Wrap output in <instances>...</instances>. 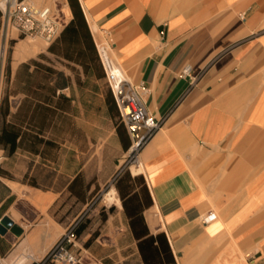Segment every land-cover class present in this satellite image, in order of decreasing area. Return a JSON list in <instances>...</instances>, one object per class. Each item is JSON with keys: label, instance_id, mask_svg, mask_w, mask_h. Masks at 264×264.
<instances>
[{"label": "crops", "instance_id": "0c3cea01", "mask_svg": "<svg viewBox=\"0 0 264 264\" xmlns=\"http://www.w3.org/2000/svg\"><path fill=\"white\" fill-rule=\"evenodd\" d=\"M78 2L92 37L94 26L130 81L146 87L144 104L161 119L138 153L139 171L118 177L115 212L102 209L88 238L161 232L174 255L199 243L210 244L206 250L229 243L247 264H264V0ZM47 47L17 66L48 54ZM65 75L68 86L58 93L70 97L73 81ZM120 127L127 149L131 141ZM76 175L66 185L72 210L77 196L68 185ZM12 184L0 177V218L8 215L23 232L0 234V264H36L61 236L71 205L60 216L62 191L19 195ZM82 223L78 237L90 227Z\"/></svg>", "mask_w": 264, "mask_h": 264}, {"label": "rangeland", "instance_id": "374dc122", "mask_svg": "<svg viewBox=\"0 0 264 264\" xmlns=\"http://www.w3.org/2000/svg\"><path fill=\"white\" fill-rule=\"evenodd\" d=\"M26 1L31 3V0ZM38 1L33 4L50 7L51 18L61 29L73 18L69 0ZM67 7L70 9L69 14ZM95 36L98 41L102 39L100 31H96ZM24 39H39L44 46L48 44L40 35H23L12 27L8 28L5 12L0 8V104L3 99H8V96L10 101H17L21 97L22 93H14L20 91L22 86L20 81H14L17 61L21 60L15 57V51L18 43ZM41 61L64 74L70 73L73 81L71 89L65 91L70 95V102H61L62 107L68 108V114L61 112L63 116L55 119L53 128L48 122L44 125L43 135L54 139L57 147L48 148L45 152L42 150L40 154L17 150L12 155L0 148V177L4 181L17 182L12 186L19 195L36 190L62 191L60 202L64 201L65 207L58 214L62 216L65 209L71 205V215L65 221L66 227L61 230L59 239L71 227H76L84 221L90 224L88 232L80 237H72L69 243L79 260L77 264H146L140 253L136 234L132 236L128 233H98L94 238H88L86 234L91 233L94 219L102 214V209L110 213L115 212V201L106 200L105 194L115 189L119 175H125L129 170L133 172L131 166L136 165V157L139 159L138 154L130 149L131 144L127 149L124 147L125 141L120 129L122 123L105 77H99L96 68H91L87 74L78 65L75 69H70L66 62L52 56L50 60ZM101 70L103 71L102 66ZM44 73H40L38 77H43ZM11 109L14 110V106ZM40 147L43 149V146ZM75 173L80 178L76 183V210H72L73 198L68 199L66 185ZM3 191L0 185V195ZM57 205L58 203L55 207ZM5 208L3 212L6 211ZM75 211L77 216L73 217ZM45 219L46 228L49 229L51 222L47 224L49 219L47 216ZM17 221L21 222L20 218ZM28 228L29 225L24 227V230ZM116 242L121 249L111 245ZM157 245L161 248V253L156 257L150 250L145 249L147 264H195L206 260L209 264H227L229 261L247 264L245 255L229 243L220 247L217 244L207 250L206 247L210 244H195L192 250L185 251L183 255H174L172 252L174 262H168L169 256L163 251L160 241H157ZM45 256L36 264H62L45 260Z\"/></svg>", "mask_w": 264, "mask_h": 264}, {"label": "trees", "instance_id": "16d2710c", "mask_svg": "<svg viewBox=\"0 0 264 264\" xmlns=\"http://www.w3.org/2000/svg\"><path fill=\"white\" fill-rule=\"evenodd\" d=\"M69 4L73 18L63 26L48 45L47 53L50 56L39 53L36 58L17 66L14 81L17 83L20 81L22 85L20 91L14 92L22 93L18 104L16 105L15 101L11 102L9 96L0 104V148L4 149L8 155L14 154L17 150L40 154L42 150L45 152L48 148L57 147L54 139L43 135L44 125L48 122L53 128L55 119L63 116L61 112L68 114V108L62 107L61 102L65 101L68 104L70 97L58 93V89L68 86L70 77L42 63L41 59L50 60L52 56L66 62V66L70 69L80 66L86 74L91 68H96L98 76L104 77L94 39L80 4L78 0H69ZM31 65L33 69L29 71ZM42 72H45L43 77H38ZM112 101L114 103L113 97ZM12 106H15L13 111ZM40 146H43V149H40ZM79 178L77 174L68 185V189L76 196H78L76 183ZM85 225L80 223L74 227L75 237L81 234ZM136 238L140 239L138 246L146 264L148 258L144 254L145 249L150 250L155 257L161 253L157 241H160L163 251L169 256L168 262H174L172 250L164 233L136 234Z\"/></svg>", "mask_w": 264, "mask_h": 264}, {"label": "built area", "instance_id": "2783aa9c", "mask_svg": "<svg viewBox=\"0 0 264 264\" xmlns=\"http://www.w3.org/2000/svg\"><path fill=\"white\" fill-rule=\"evenodd\" d=\"M5 12L7 26L14 28L23 35H40L50 44L59 34L61 26L57 27L51 18L48 6H36L26 0H6ZM94 43L104 72L105 81L113 97L117 115L125 126L130 138V149L139 153L141 147L161 125V119H156L147 109L143 101L146 87L134 84L126 75L120 63L111 52L107 38H95ZM190 66H185L182 75H188ZM139 158V157H138ZM140 161L136 157V165ZM71 227L47 252L45 260L62 264H77V255L71 250L69 243L74 236Z\"/></svg>", "mask_w": 264, "mask_h": 264}, {"label": "bare ground", "instance_id": "6f19581e", "mask_svg": "<svg viewBox=\"0 0 264 264\" xmlns=\"http://www.w3.org/2000/svg\"><path fill=\"white\" fill-rule=\"evenodd\" d=\"M37 1L38 0H31V3L33 4V3L37 2ZM5 2H6V0H0V8L1 9L5 8ZM69 13H70V9H69V7H67V14H69ZM93 30L97 31L98 28L96 30V27L93 26ZM43 47H45V46H44V44H42V42H40L39 39H34V40L24 39V40H22L21 42L18 43V45L16 47V51H15V57L17 59H23L25 56L33 54V53H35L36 51H38L40 49H43ZM138 166H140V164L139 165H133V166H131V169L134 172H137V171H139V167ZM113 194H114V190H111V191L107 192L105 194L106 200H108L109 202L113 201V199L115 198ZM55 238H56V233H54L52 235L51 241L47 245H45L46 249L51 245V243H53ZM22 262H23V260L19 259V261H17V264H21Z\"/></svg>", "mask_w": 264, "mask_h": 264}, {"label": "water", "instance_id": "95a60500", "mask_svg": "<svg viewBox=\"0 0 264 264\" xmlns=\"http://www.w3.org/2000/svg\"><path fill=\"white\" fill-rule=\"evenodd\" d=\"M8 230L15 235H19L23 232V228L16 224L12 218H10L8 215H3L0 218V234L3 235Z\"/></svg>", "mask_w": 264, "mask_h": 264}]
</instances>
